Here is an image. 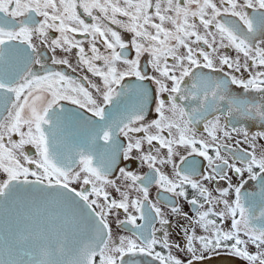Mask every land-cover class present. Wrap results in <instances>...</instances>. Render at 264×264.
I'll return each instance as SVG.
<instances>
[{
    "label": "snow or ice",
    "instance_id": "obj_1",
    "mask_svg": "<svg viewBox=\"0 0 264 264\" xmlns=\"http://www.w3.org/2000/svg\"><path fill=\"white\" fill-rule=\"evenodd\" d=\"M0 264H264V0H0Z\"/></svg>",
    "mask_w": 264,
    "mask_h": 264
}]
</instances>
